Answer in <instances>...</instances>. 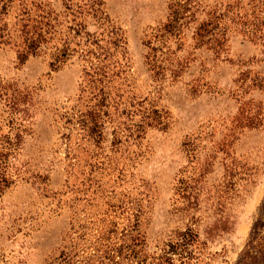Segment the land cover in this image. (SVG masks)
<instances>
[{
  "label": "rangeland",
  "instance_id": "rangeland-1",
  "mask_svg": "<svg viewBox=\"0 0 264 264\" xmlns=\"http://www.w3.org/2000/svg\"><path fill=\"white\" fill-rule=\"evenodd\" d=\"M67 261L264 264V0H0V264Z\"/></svg>",
  "mask_w": 264,
  "mask_h": 264
},
{
  "label": "trees",
  "instance_id": "trees-1",
  "mask_svg": "<svg viewBox=\"0 0 264 264\" xmlns=\"http://www.w3.org/2000/svg\"><path fill=\"white\" fill-rule=\"evenodd\" d=\"M51 27V21L49 20V17L43 18V20L40 21H36L34 25L27 27L25 26L23 32V43L25 45V50L19 56L20 62H23L29 56H36L38 53H40L41 43L45 40V36L49 34ZM74 30L76 31V34H80V29L74 28ZM56 51L57 54L55 55L54 62L57 65L65 62L69 57H71V53L73 52L66 41L63 43L62 48L57 49ZM66 263L68 264L69 262L67 261Z\"/></svg>",
  "mask_w": 264,
  "mask_h": 264
}]
</instances>
